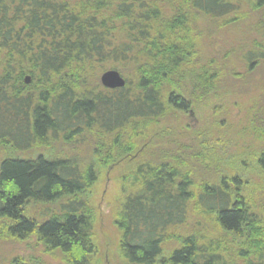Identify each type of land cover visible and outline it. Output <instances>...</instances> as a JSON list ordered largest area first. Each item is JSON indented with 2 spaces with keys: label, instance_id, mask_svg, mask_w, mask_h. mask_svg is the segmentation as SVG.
Returning a JSON list of instances; mask_svg holds the SVG:
<instances>
[{
  "label": "trees",
  "instance_id": "16d2710c",
  "mask_svg": "<svg viewBox=\"0 0 264 264\" xmlns=\"http://www.w3.org/2000/svg\"><path fill=\"white\" fill-rule=\"evenodd\" d=\"M240 7L241 0H0V235L34 236L69 264H89L92 221L81 194L98 170L63 149L104 137L93 148L98 165L136 154L162 118L192 107L184 77L194 91L220 74L216 62L194 59L201 20L227 21ZM247 8L264 25V0H247ZM110 69L123 87L101 86L99 75ZM256 116L250 129L262 144L264 110ZM56 145L55 154L43 153ZM169 159L132 169L141 187L116 222L127 264H264L263 205L246 200L235 177L194 196L193 182ZM254 160L264 173V150ZM36 205L44 215L30 212ZM187 210L194 221L213 217L224 240L194 224L165 258L164 236Z\"/></svg>",
  "mask_w": 264,
  "mask_h": 264
},
{
  "label": "rangeland",
  "instance_id": "374dc122",
  "mask_svg": "<svg viewBox=\"0 0 264 264\" xmlns=\"http://www.w3.org/2000/svg\"><path fill=\"white\" fill-rule=\"evenodd\" d=\"M228 16L234 18L201 20L197 30L203 34L196 41L194 59L199 57L204 64L208 60L216 62L214 65L220 68V74L207 87L198 83L194 91L186 75L182 87L191 97L192 107L162 118L158 123L162 128L152 130L136 154L114 164H105L103 159L98 165L93 148L98 140L106 144L108 139L104 137L86 136L85 141L78 140L63 149V155L74 158L79 166L95 163L98 170L97 179L81 194L92 221L94 252L89 264H127L119 249L120 232L116 222L121 218L126 197L141 187V175L136 178L132 169L146 161L159 165L164 158H170L174 166L181 167L179 171L187 181L193 182L194 196L204 185H216L235 177L244 190V198L264 207V173L257 170L254 160L259 150H264V143H258L250 129L251 123L257 121L256 115L264 110L260 107H264V25L259 23L257 12L247 8V0H241L237 13ZM151 140L156 144L149 145ZM55 148L43 153L51 155L61 150L59 145ZM132 178L137 182L133 183ZM44 208L43 205L28 207L30 212L41 215L45 213ZM188 210L185 222L164 236L162 256L165 258L191 233L194 224L200 226L196 232L203 228L207 238L224 240L213 217L202 216L194 221ZM14 258L27 264H69L59 251L46 249L34 236L19 241L0 235V264H10Z\"/></svg>",
  "mask_w": 264,
  "mask_h": 264
},
{
  "label": "water",
  "instance_id": "95a60500",
  "mask_svg": "<svg viewBox=\"0 0 264 264\" xmlns=\"http://www.w3.org/2000/svg\"><path fill=\"white\" fill-rule=\"evenodd\" d=\"M28 82V78L25 79ZM101 86L107 89L121 88L124 86L125 80L116 70H106L99 76Z\"/></svg>",
  "mask_w": 264,
  "mask_h": 264
}]
</instances>
